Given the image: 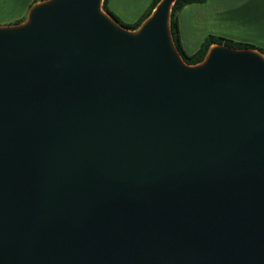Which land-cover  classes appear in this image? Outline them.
I'll return each mask as SVG.
<instances>
[{
  "label": "water",
  "instance_id": "95a60500",
  "mask_svg": "<svg viewBox=\"0 0 264 264\" xmlns=\"http://www.w3.org/2000/svg\"><path fill=\"white\" fill-rule=\"evenodd\" d=\"M175 1L0 26V264H264V54L186 64Z\"/></svg>",
  "mask_w": 264,
  "mask_h": 264
},
{
  "label": "crops",
  "instance_id": "0c3cea01",
  "mask_svg": "<svg viewBox=\"0 0 264 264\" xmlns=\"http://www.w3.org/2000/svg\"><path fill=\"white\" fill-rule=\"evenodd\" d=\"M43 0H0V25L26 21L29 10ZM153 0H109L110 9L126 23L136 22ZM23 23V22H22ZM182 45L194 54L214 35L264 48V0H207L179 15Z\"/></svg>",
  "mask_w": 264,
  "mask_h": 264
},
{
  "label": "trees",
  "instance_id": "16d2710c",
  "mask_svg": "<svg viewBox=\"0 0 264 264\" xmlns=\"http://www.w3.org/2000/svg\"><path fill=\"white\" fill-rule=\"evenodd\" d=\"M160 1L161 0H153L151 5L145 11V13L134 23H126L118 15H116L109 7V0H104L103 9L111 17H113L122 27L128 30H136L151 15V13L153 12V10L156 8V6L158 5ZM206 1L207 0H176L172 7V14H171L172 36H173L174 43L186 64L188 65L200 64L205 59L209 49L216 44L225 45V46L231 47L233 49H238V50L253 49V50L260 51L261 53L264 54V48L256 47L248 43L236 42L230 39H226L223 37H217L214 35L208 36L197 52L191 55L188 54L185 51L182 45V41H181L180 27H179V15L182 12V10L186 8L187 6L192 5V4H202V3H205ZM22 22H19V23H22Z\"/></svg>",
  "mask_w": 264,
  "mask_h": 264
},
{
  "label": "rangeland",
  "instance_id": "374dc122",
  "mask_svg": "<svg viewBox=\"0 0 264 264\" xmlns=\"http://www.w3.org/2000/svg\"><path fill=\"white\" fill-rule=\"evenodd\" d=\"M1 18V17H0ZM0 26H2V25H0Z\"/></svg>",
  "mask_w": 264,
  "mask_h": 264
}]
</instances>
